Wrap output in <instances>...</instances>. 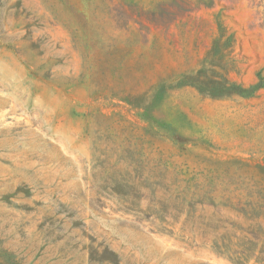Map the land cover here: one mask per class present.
I'll return each mask as SVG.
<instances>
[{"label": "rangeland", "instance_id": "1", "mask_svg": "<svg viewBox=\"0 0 264 264\" xmlns=\"http://www.w3.org/2000/svg\"><path fill=\"white\" fill-rule=\"evenodd\" d=\"M0 264H264V0H0Z\"/></svg>", "mask_w": 264, "mask_h": 264}]
</instances>
